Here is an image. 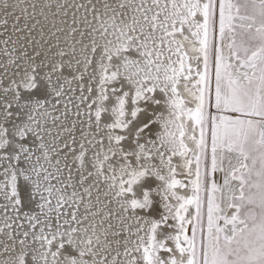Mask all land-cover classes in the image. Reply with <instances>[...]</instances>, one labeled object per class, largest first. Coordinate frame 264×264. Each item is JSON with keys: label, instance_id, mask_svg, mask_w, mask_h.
<instances>
[{"label": "snow or ice", "instance_id": "1", "mask_svg": "<svg viewBox=\"0 0 264 264\" xmlns=\"http://www.w3.org/2000/svg\"><path fill=\"white\" fill-rule=\"evenodd\" d=\"M0 264H264V0H0Z\"/></svg>", "mask_w": 264, "mask_h": 264}]
</instances>
